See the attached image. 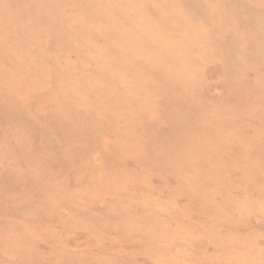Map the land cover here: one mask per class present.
Wrapping results in <instances>:
<instances>
[{
    "label": "rangeland",
    "instance_id": "374dc122",
    "mask_svg": "<svg viewBox=\"0 0 264 264\" xmlns=\"http://www.w3.org/2000/svg\"><path fill=\"white\" fill-rule=\"evenodd\" d=\"M200 1L0 0V83L24 87L19 89L22 97L45 105L72 100L79 106L75 113L89 119L80 126L81 133L65 126L66 130L49 128L45 122L10 124L28 136L38 131L53 134L54 140L38 135L43 149H31V154L24 149L23 165L13 168L24 175L37 173V181L17 179L0 186V264H264V110L259 109L264 95L255 117L245 119L254 106H243L234 118L227 109L216 116L203 109L210 123L202 124L192 140L187 135L171 141L166 151L159 143L153 144L157 151L147 144L151 153L161 158L164 154L162 164L134 145L149 130L178 126L168 120L166 110L155 109L174 91L166 89L168 80L180 90L191 92L194 86L204 104L225 100L227 107L244 105L240 95H228L224 56L214 45L233 39L240 30L257 31L264 23V10L251 6L253 18L248 10H235L248 23L245 27L226 4L203 0L207 6L198 8ZM147 32L157 39L152 42L154 51L136 36ZM238 37L242 49L264 55V32L254 40ZM133 38L150 59L135 56L134 46L131 52L124 50ZM17 40L25 44L17 45ZM244 63L252 67L261 62L253 58ZM246 65L233 74L249 78L261 73L264 88V69ZM36 74L42 78L32 79ZM135 75L145 82V89L126 95V80ZM189 79L190 85L185 82ZM56 80L66 87L57 99L52 85ZM251 80L247 83L254 84ZM115 87L124 90L126 100ZM109 93L116 94L114 100ZM130 96L147 99L152 106H137ZM37 108L40 115L51 112L39 102ZM245 109L250 114L244 115ZM227 117L233 123L222 127ZM6 123L0 126L2 150L12 142L5 138ZM208 145L219 147L224 160H219L223 154L204 147ZM182 150L184 157L177 158ZM13 155L1 153L0 172L15 164ZM34 155L40 159L33 162ZM25 162L31 163L30 170Z\"/></svg>",
    "mask_w": 264,
    "mask_h": 264
},
{
    "label": "bare ground",
    "instance_id": "6f19581e",
    "mask_svg": "<svg viewBox=\"0 0 264 264\" xmlns=\"http://www.w3.org/2000/svg\"><path fill=\"white\" fill-rule=\"evenodd\" d=\"M208 1L209 0H206L207 4H209ZM212 1L215 2L217 0H212ZM219 1L224 3V4H226V8H228V6H229L231 8V10H232L231 12H235V10H248V12H249V10H252L251 6H255L253 9L257 8L259 10H264V0H237L239 2H242L243 6H236L237 4H236L235 0H219ZM202 6H207V5L204 4L203 0L198 3L197 7L200 8ZM8 12H9V18H10V15H11L12 11L8 10ZM8 12H7V16H8ZM259 13H260V11H259ZM233 14L236 17H238V18L243 20V26L246 27L248 25V23H245L246 22L245 18L243 17V15L241 14L240 11L239 12H235ZM249 14H250V18H253V15H251L250 12H249ZM254 19H255V17H254ZM188 29H189V27H187V30ZM194 31L196 32V30H194ZM227 32H228L227 36L231 35L230 31H227ZM262 32H264V23L260 24V26L258 27V30L255 31V32L254 31H250V32L246 31L244 33L242 30H240L238 34H233L234 35L233 39H230L229 41L218 42L217 44L214 45V48L220 50L221 53H222V56L225 57V59H224V57H222V61H223L222 64L225 65L224 68H225L226 75H225L224 82H226L225 86L227 87L228 95H233L235 98H236V95H238V96L240 95L241 97L239 99L243 100L242 104H244V105H242V106L240 105V107H234V106L230 105L229 107H227V104H226L225 100H223L221 103L218 102L219 104L216 103V101H210L209 100L210 101L209 104H204L203 103V97L198 100V97H197L198 93L197 94L195 93L196 89L194 88V86L191 87V88H193L191 90V92H189L188 88L180 90V89H178L177 85H175L172 81L168 80V82L165 83V85L167 86L166 89L167 90H174L176 93L174 91L170 92L171 93V97L169 95L165 94L166 95L165 99L162 100L161 102H159L158 106H155L156 107L155 109L157 110L158 107H159L161 112H162L161 109H163V112L166 110V112H167L166 113V117L169 118L168 120H171V121L175 120L176 123H178V126L177 127L174 126V128H169L170 126L169 127H165L160 132H155L154 129L149 130L147 133L142 134V136L144 138L139 140V141L137 140L138 143H136L134 145L135 146H141L142 148H144L145 149V153H144L145 156L147 155L148 157L153 159L155 164H162L163 162H165L164 154L162 155V158H161V157H158L157 154L151 153V152L157 151L159 149V147L153 146V144L159 143V145L161 146L163 151H166V149L168 150V149H170V147L169 146L166 147L165 145L168 144L171 141L174 142V141L181 140L183 138H188L187 135H189L191 140H192L193 137H195L196 134H198V130L200 129V127H202L201 126L202 124H204L205 122H206V124L210 123V120L207 119L208 116H205L203 114V111H202L203 109H206L207 111H209V114H208L209 116H216L220 110L227 109L228 111H230V112H227V114H232L233 115L232 118H234V113L239 112L242 109L243 106H248L249 110H250V108H252L254 106V108L252 110V114H250L247 111V109H245L244 115H247L248 113L250 114V115H248V117L245 116L246 117L245 119H248L249 117H251V118L255 117L257 115V112H258L257 103L260 101V97L264 95V88L260 84V80H262L261 73H256V77H254V76L253 77H249L250 79L247 78L244 74L234 75L233 73L234 72L237 73V71H242V69L246 65L244 63V60H250V59H253V58L256 59L257 62H261L260 65H258L256 63L252 64V67L246 65V69H250L251 70V68H252L255 71H257L259 69L260 72H261V70L264 69V55H263V52L261 50H254L253 51V50L242 49L239 46V37H238V36H244V37H247V38L249 37L250 40H254V39L258 38L261 35ZM217 33H222V32L218 31ZM136 36L147 40L150 43V45H151V49L154 51V47L152 45V42L156 43L157 39L152 38L149 35L148 32L144 33V34H139V35H136ZM190 40L191 39H189V41ZM15 43L17 45H20V46H23L25 44L21 40H17V41H15ZM65 46H67V45H65ZM132 46H134L136 51L138 52V53L134 54L135 56H138L140 54V55L145 56L148 59H150L149 55H148V52H143L144 53L143 54L142 51H139V47H137L138 46V40L135 39V38L132 39L131 47L129 49H126L124 47L123 48H124V50H127L128 52H131ZM109 47H112V46H109ZM65 49L66 48H64V50ZM231 54H233V56L237 55V59H232V57L229 58ZM201 55H202L201 53H198L199 58L203 59ZM150 56H151V54H150ZM78 58L79 57H77L76 60H78ZM129 58L130 57H126V61ZM10 62H14V61L11 60ZM54 62H56V60H54ZM138 62L140 63L139 59H138ZM199 63L201 64V61ZM113 64H111L110 67H112ZM147 65H148V63H147ZM257 66H259V67H257ZM71 68H72V65H71ZM52 69L53 68H50V73H52V74H54L56 76V74L58 72L57 71L51 72ZM148 69H150L152 71L153 75L156 74V72L153 71L154 68H150L149 67ZM15 70L20 71L18 68H16ZM72 70L75 72L74 68H72ZM200 71L198 70V73H200ZM135 77H136V79H134V80L133 79L132 80L131 79L126 80L127 82L124 85V89L127 91L126 95L130 91L134 90L135 88H138L139 90L144 91V89H145L144 88L145 87L144 83L145 82H142V81L138 80L137 75H135ZM33 78L40 80L42 77L39 78L38 74H36V76L32 77V79ZM56 78H57L58 81H60L59 77L56 76ZM17 79H19V78H17ZM251 79H254V81L251 80ZM57 80H56V83L52 84L53 86H55V89H57L56 95L53 96L55 99L59 98L60 94L64 93V91H63L64 88H66V87H63L61 83H58ZM249 80H251L254 84L247 83ZM185 82L190 85L191 79L186 80ZM18 83L22 84V85L24 84V82L21 81V80ZM59 84H61L60 87H59ZM96 85H98V84H96ZM252 85H255V86H252ZM99 86H101V85H99ZM115 88H116V94L119 97H125V92H124V90L122 88H120V89H122L121 91L117 90V88H119V87H115ZM19 89H25V88L21 87V86H19L18 88H13V85H6L4 83H0V126H2V123L7 122L5 124V126H4L7 129V134H6L5 138L8 139L7 140L8 142H9V139L12 140V142L6 143L4 145L5 146L4 150H2V147H0V156H1V153H4L6 155L7 151H8L9 153L12 152V154H14L13 156H15V158L17 160L15 162V164H13V166L11 168H7L6 164L3 165V166L6 165L3 168L5 170V172H0V173H5V175H2V177L0 176V186L1 185L4 186L5 184L9 185L10 183L13 184L14 182H17V179H25V180H29L30 182L37 181L36 180V174L37 173H35L36 172L35 169L32 170V173H35V174L24 175L21 172L14 171L13 168L15 166H18V165H23L22 157L25 154L23 152L24 149L28 150L30 152V154H31V149L34 150V149H36L38 147H40L39 150L43 149L44 146H40L41 145V139L38 137V135L42 134L41 135L42 138H45V139L47 138V140L48 139L54 140L53 134L48 136L46 134H43V132L38 131L36 134H32L31 136H28V134L24 133L25 131H23L22 129H18L17 127H13L14 125H10V124H12L13 122H21V123L23 122V123H26L27 126H32V125L37 124V123L43 124L45 122V124H47V126L49 128L51 127V128H55L56 129L58 127V128H64L65 129V127H66L67 129L76 130V131H79V133H81L80 129L82 127L80 128V126H83L84 124L89 122V119H87V117L84 114H82L81 112L79 114L75 113L79 109H76V107L78 106V105H76V103L73 102L74 104H71L72 100L67 99L65 104H63V103L61 104L59 101L58 102L55 101V103H54L55 105H45L40 100L38 101L36 99H31V100L25 99L24 97L21 96V94L19 92L20 91ZM97 89L99 90V88H97ZM97 89H95V90H97ZM113 90H115V89H113ZM149 90L150 89H148V91ZM193 90H195V91H193ZM53 91H55V90H53ZM248 92H250L251 95ZM118 93H124V94L121 95V94H118ZM52 94H54V92H52ZM67 94L70 95L72 93H70L67 90ZM116 94L109 93V97L112 100H114V95H116ZM233 96L230 97V98H234ZM78 97L80 98V95ZM91 97H93V96H91ZM250 97H252V98L250 99ZM65 98H67V97L65 96ZM118 99H121V98H118ZM129 99H130V101L132 103H134L137 106H140L139 104H141L142 102H144V106L145 107L152 106V105H150V103L148 102L147 99L143 100L142 97L137 98V96H130ZM112 100H111V102L113 103ZM125 100H126V97H125ZM38 102H39V107H40V105L47 106V108H49L51 112H47L44 115L38 114V109H39V108H37V103ZM104 103H106V101ZM107 103H109V102H107ZM215 104L218 107H216ZM119 106H117V107H119ZM192 109H193V111H192ZM259 109L261 111L264 110V104H262V102L259 105ZM113 110H114V108H113ZM45 111H46V109H45ZM80 111L86 112V110L83 109V108L80 109ZM216 112H217V114H215ZM93 113H95V112H93ZM72 114H74L75 116L72 115ZM128 114L134 115L133 112H128ZM158 115H160V114H158ZM161 115H162V113H161ZM199 115H200V118H197ZM47 117H49L50 121H48L46 119ZM142 117H144V116H142ZM163 117H165V116H163ZM96 118L98 119V118H101V117H99L96 114ZM196 118H197V121L195 120ZM144 119H145V117H144ZM178 119H179V121H177ZM189 119H191V121H189ZM166 122H167V120H166ZM232 123H233V120L231 118L227 117L226 119L222 120V127L231 125ZM7 127H12V128H7ZM206 127H208V126H206ZM59 137H62V134H60ZM200 137H204V136L201 135ZM188 140L189 139L186 140L185 144L189 143ZM134 141H135V138H134ZM178 142H177V146L179 147V143ZM25 143L29 144L30 147L29 146L26 147ZM149 143L152 144L153 151H152V147H151V151L147 150V147H148L147 144H149ZM204 147L207 148V149L208 148H212L217 154H219V153L223 154L220 151V149H218L219 147L215 148V147H213L211 145L204 146ZM184 150H185V148H184ZM184 150H182L179 153V157H177V158L184 157V154H185ZM183 151H184V153H183ZM195 152H197V150H195ZM188 153H190V152H188ZM74 154L76 155V152H74ZM192 154H194V152ZM33 157H35V158L33 159ZM33 157H32L33 162L36 161L37 159H40V157L36 158L35 155ZM133 158L138 161V158L136 157V155H133ZM219 160L220 161L224 160V154L221 157H219ZM25 168H26V170H30L31 169V163L30 162H25ZM1 213H2V211L0 210V214ZM5 222L8 223V221H6V220H5ZM2 236L0 234V237H2Z\"/></svg>",
    "mask_w": 264,
    "mask_h": 264
}]
</instances>
